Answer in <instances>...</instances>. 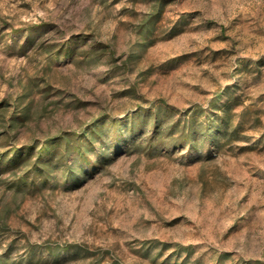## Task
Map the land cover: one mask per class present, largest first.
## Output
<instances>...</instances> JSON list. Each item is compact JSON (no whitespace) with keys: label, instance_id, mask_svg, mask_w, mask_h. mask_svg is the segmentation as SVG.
I'll return each instance as SVG.
<instances>
[{"label":"rangeland","instance_id":"rangeland-1","mask_svg":"<svg viewBox=\"0 0 264 264\" xmlns=\"http://www.w3.org/2000/svg\"><path fill=\"white\" fill-rule=\"evenodd\" d=\"M163 1L147 34L154 0H0L1 114L28 115L0 148L236 101L210 156L140 149L20 195L3 175L0 264H264V0Z\"/></svg>","mask_w":264,"mask_h":264},{"label":"trees","instance_id":"trees-1","mask_svg":"<svg viewBox=\"0 0 264 264\" xmlns=\"http://www.w3.org/2000/svg\"><path fill=\"white\" fill-rule=\"evenodd\" d=\"M154 1L153 13L139 27L147 34L167 3ZM27 40L31 42L33 38L28 35ZM74 46L68 49L73 50ZM220 98L216 95L205 109L195 105L177 110L158 102L120 119L97 118L78 131L60 132L27 144H9L0 148V180L5 174L11 176L6 189L20 195L46 185L54 172L59 171L64 180L78 184L79 177L93 175L118 156L140 149L146 154L159 148L165 151L187 148L196 152L204 149L210 156V150L219 147L220 139L231 142L235 138L231 111L236 101L227 98L220 102ZM25 111L26 107L17 114L3 116L0 108V139L27 118Z\"/></svg>","mask_w":264,"mask_h":264}]
</instances>
